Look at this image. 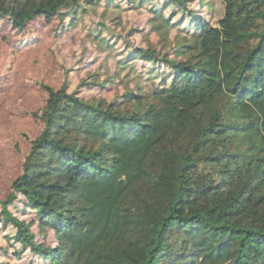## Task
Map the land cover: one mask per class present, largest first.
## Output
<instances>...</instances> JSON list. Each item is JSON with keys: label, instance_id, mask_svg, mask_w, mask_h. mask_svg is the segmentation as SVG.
Returning a JSON list of instances; mask_svg holds the SVG:
<instances>
[{"label": "trees", "instance_id": "obj_1", "mask_svg": "<svg viewBox=\"0 0 264 264\" xmlns=\"http://www.w3.org/2000/svg\"><path fill=\"white\" fill-rule=\"evenodd\" d=\"M126 1L151 3V28H177L186 42L171 55L133 43L130 31L108 78L44 85L41 130L0 198L15 256L29 251L38 259L30 264H264V0H219V17L198 15L188 0ZM113 3L0 0V21L21 32L56 18L58 37ZM109 29L90 20L87 36L112 49L101 34ZM124 78L133 87L110 100L79 90ZM19 196L30 219L11 209Z\"/></svg>", "mask_w": 264, "mask_h": 264}, {"label": "rangeland", "instance_id": "obj_2", "mask_svg": "<svg viewBox=\"0 0 264 264\" xmlns=\"http://www.w3.org/2000/svg\"><path fill=\"white\" fill-rule=\"evenodd\" d=\"M114 3L121 4V8ZM114 3L102 13L103 8L105 10L103 3L96 12L79 18L75 27L68 28L58 37L53 33L58 22L56 18L49 23L43 18L34 19L21 32L14 31L7 21H0V198L8 194L12 179L20 172L29 137L36 136L41 130L38 117L44 106V85L58 89L67 79L69 88L75 89L83 78L89 77L90 80V74H95L98 81L108 78L117 68V60L121 57L119 51L124 47L120 37L128 38L130 31L133 43L156 47L161 52L168 50L171 55L178 44L186 42L177 28L156 31L151 28L153 14L148 10L151 3L145 7L138 4L131 7L126 0H114ZM187 7L205 17L221 15L219 0H188ZM172 9L173 6L165 8V14L168 15ZM185 13H178L174 21ZM185 16H189L188 13ZM90 20L109 26L110 29L101 34L113 45L112 49L106 48V43L92 41L87 36ZM21 43L24 44L19 46ZM140 65L138 62L137 66ZM125 81L130 82L129 85ZM130 87H133L131 81L124 78L119 85H109L107 89L82 87L79 90L82 96L110 100ZM22 201L23 197L19 196L11 209L21 218L30 219L31 211L22 214ZM13 233L11 226L0 224V264L36 263L38 259L35 260L29 251L20 257L15 256L14 251L19 246L8 239Z\"/></svg>", "mask_w": 264, "mask_h": 264}]
</instances>
